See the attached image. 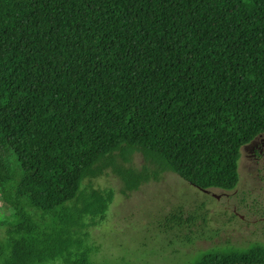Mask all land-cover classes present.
Returning <instances> with one entry per match:
<instances>
[{
	"label": "trees",
	"instance_id": "16d2710c",
	"mask_svg": "<svg viewBox=\"0 0 264 264\" xmlns=\"http://www.w3.org/2000/svg\"><path fill=\"white\" fill-rule=\"evenodd\" d=\"M263 134L264 0H0V193L16 218L0 264H134L97 259L91 230L116 198L85 183L99 160L139 147L233 190ZM193 264H264V242Z\"/></svg>",
	"mask_w": 264,
	"mask_h": 264
},
{
	"label": "rangeland",
	"instance_id": "374dc122",
	"mask_svg": "<svg viewBox=\"0 0 264 264\" xmlns=\"http://www.w3.org/2000/svg\"><path fill=\"white\" fill-rule=\"evenodd\" d=\"M99 161L98 174L85 183L116 191L107 220L91 230L101 246L100 261L193 264L202 252L216 246L264 242V134L242 148L238 186L212 188L217 196L193 186L139 147L129 150L124 145ZM133 178L138 186L128 190L125 180ZM179 210L193 214L194 223L170 228L167 217ZM15 219L0 193V235Z\"/></svg>",
	"mask_w": 264,
	"mask_h": 264
},
{
	"label": "water",
	"instance_id": "95a60500",
	"mask_svg": "<svg viewBox=\"0 0 264 264\" xmlns=\"http://www.w3.org/2000/svg\"><path fill=\"white\" fill-rule=\"evenodd\" d=\"M190 184H192L193 186H196L197 188H199L200 190H202L203 192L207 193V194H211L213 196H217L213 191L212 188H205L203 186L197 185L193 182H189Z\"/></svg>",
	"mask_w": 264,
	"mask_h": 264
},
{
	"label": "flooded vegetation",
	"instance_id": "af4514ba",
	"mask_svg": "<svg viewBox=\"0 0 264 264\" xmlns=\"http://www.w3.org/2000/svg\"><path fill=\"white\" fill-rule=\"evenodd\" d=\"M258 139V138H257ZM257 139H255L254 141H252V142H255Z\"/></svg>",
	"mask_w": 264,
	"mask_h": 264
}]
</instances>
